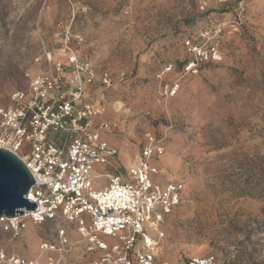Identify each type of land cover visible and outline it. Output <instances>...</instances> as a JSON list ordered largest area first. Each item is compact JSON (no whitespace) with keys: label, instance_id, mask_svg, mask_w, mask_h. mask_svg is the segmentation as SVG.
<instances>
[{"label":"rangeland","instance_id":"obj_1","mask_svg":"<svg viewBox=\"0 0 264 264\" xmlns=\"http://www.w3.org/2000/svg\"><path fill=\"white\" fill-rule=\"evenodd\" d=\"M75 58L94 74L84 87L103 112L96 123L111 126L101 141L119 152L94 174L129 182L151 135L165 150L151 161L156 181L185 187L160 226L158 262L264 264V0H0V110L38 77L78 87ZM60 222L20 235L0 225V264L2 253L37 264L116 256L90 253L76 224Z\"/></svg>","mask_w":264,"mask_h":264},{"label":"built area","instance_id":"obj_2","mask_svg":"<svg viewBox=\"0 0 264 264\" xmlns=\"http://www.w3.org/2000/svg\"><path fill=\"white\" fill-rule=\"evenodd\" d=\"M72 63L78 87H61L59 78L38 77L29 92L13 94L12 107L0 110V149L25 163L35 181L27 199L37 204L36 211H25L13 219L3 217L0 225L20 235L28 222L42 225L60 222L62 217L76 224L90 253L110 250L116 255L104 258L105 264H167L157 260L164 237L160 226L185 203V187L179 182L156 181L159 172L151 161L162 157L165 150L151 135L137 163L125 172L129 182L120 175L107 174L105 180L94 174L96 166L107 164L119 152L101 141L100 132L111 130V126L96 123L103 112L86 100L84 85L93 81L94 74L76 58ZM148 229L158 231L157 237L148 234ZM60 234L64 236L65 231ZM100 236L115 239L117 244L110 247ZM43 247L55 249L47 244ZM1 261L37 264L4 253ZM181 264L221 263L208 257Z\"/></svg>","mask_w":264,"mask_h":264},{"label":"water","instance_id":"obj_3","mask_svg":"<svg viewBox=\"0 0 264 264\" xmlns=\"http://www.w3.org/2000/svg\"><path fill=\"white\" fill-rule=\"evenodd\" d=\"M34 182L17 155L0 149V219H13L23 216L25 211H36L37 204L27 199Z\"/></svg>","mask_w":264,"mask_h":264},{"label":"bare ground","instance_id":"obj_4","mask_svg":"<svg viewBox=\"0 0 264 264\" xmlns=\"http://www.w3.org/2000/svg\"><path fill=\"white\" fill-rule=\"evenodd\" d=\"M122 105L121 104H118V108H120Z\"/></svg>","mask_w":264,"mask_h":264},{"label":"trees","instance_id":"obj_5","mask_svg":"<svg viewBox=\"0 0 264 264\" xmlns=\"http://www.w3.org/2000/svg\"><path fill=\"white\" fill-rule=\"evenodd\" d=\"M170 216V215H169ZM169 216H167V217H169Z\"/></svg>","mask_w":264,"mask_h":264}]
</instances>
